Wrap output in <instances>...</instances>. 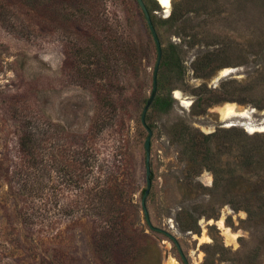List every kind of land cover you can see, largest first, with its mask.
I'll list each match as a JSON object with an SVG mask.
<instances>
[{"label": "rangeland", "instance_id": "obj_1", "mask_svg": "<svg viewBox=\"0 0 264 264\" xmlns=\"http://www.w3.org/2000/svg\"><path fill=\"white\" fill-rule=\"evenodd\" d=\"M171 1L186 5L191 24H205L193 30L201 40L181 41L183 78L168 72L172 95L177 90L182 97L167 111L150 105L146 113L150 220L175 237L188 264H247L243 253L254 242L243 209L244 175L215 191L206 168L187 178L170 129L182 120L209 133L223 126L217 112L237 120L250 107L253 124L264 118V0ZM144 2L157 21L171 12ZM205 2L216 10L195 17ZM155 28L162 48L180 42L174 28ZM215 47L225 57L200 77L193 62ZM156 56L136 0H0V264H183L173 240L147 228L140 204L147 136L140 116ZM230 79L254 86L245 102H199L214 99ZM222 102L233 109L222 113ZM219 152L226 169L234 165L235 150ZM105 189L115 202V226L129 236L125 243L138 244L132 255L108 250L101 257L94 250L108 222L88 208ZM188 213L199 232L181 227ZM259 229L262 239L264 225ZM261 252L257 262L264 264V247Z\"/></svg>", "mask_w": 264, "mask_h": 264}, {"label": "trees", "instance_id": "obj_2", "mask_svg": "<svg viewBox=\"0 0 264 264\" xmlns=\"http://www.w3.org/2000/svg\"><path fill=\"white\" fill-rule=\"evenodd\" d=\"M149 1L155 4L158 3L157 0ZM208 6L209 4L205 2L200 7L195 8L193 10L195 17H198L201 12L204 15H211V13L216 10V8L210 9ZM148 11L154 26L155 24L160 26L168 25L171 29L174 28L172 31L174 32L173 34L180 38V42L169 41L168 44L162 48V58L157 73V90L160 88L162 93L159 95L156 94L151 104L161 111H167L176 103V99L172 95L173 92L171 93L172 85H170L169 82L168 72H174L178 79H182L184 75L181 57L183 51L181 41L184 40V36L189 37V44L201 40L198 37L199 33L193 30L196 27H201L202 23L205 24V22L191 24L192 19L191 16L187 14L188 10L186 9V5L180 1L174 2L171 5L170 14L166 17L158 18V21L157 19L155 20V16L149 9ZM187 24L190 25L187 26ZM223 57H225V51H220L219 47L208 49L202 56L195 58L193 69L200 77L206 76L215 68L216 60ZM161 65H164L166 70L160 72ZM253 88L254 86L251 84H242L231 79L225 80L221 83L222 91L220 94H216L214 99H211V97H202L199 102L201 104L204 103L206 107L214 102L222 100L242 103L248 99L247 96H249L248 94ZM194 103L195 101L192 104ZM255 106L260 105L256 104ZM239 131L242 133V138L237 135ZM222 133L227 135L224 136ZM170 135L172 141L178 148L179 159L185 162L187 178L193 180L194 177L200 173L201 169L206 168L213 176V183L209 189L215 191L222 188L226 181L235 178L237 175H240L239 178L241 175H244V180L247 181V185L243 191V209L246 212V223L249 237L251 241L254 242V245L246 253H243V255L246 262H248L247 264H259L260 262L257 261L261 258V255H263L261 250L264 247V238L261 239L258 236V232L260 231L259 228L264 225V173L259 170V168L264 165V131L249 132L244 131L243 128L238 126H222L212 132L203 133L196 128H192L184 121L178 120L171 125ZM219 139H224L225 141L219 144L218 148L215 150L212 143ZM26 146H29L28 143ZM220 147L236 151V161H234V165L229 166L228 169L225 168L224 165H226V163H223L221 159V153L219 152ZM150 177L152 180V173ZM143 191L144 189L142 190L141 195L143 194ZM102 193H104V195H101V197L99 196L96 206L88 208L91 213L94 212L95 216L103 219L105 223L108 222V226L103 228L98 239L94 241V250L101 257H105L104 254L108 250H113L117 254H134L138 248L137 242H130L128 240L130 243H125V239H129V236L124 232L119 231L115 226L117 217H115V213H113L115 210L112 206L113 200L109 201L111 193L109 191L108 194L106 189L105 191H102ZM144 220L147 228L151 231H155L149 227L145 217ZM181 227L183 229L191 230L192 232H199L197 217L193 213H188V218L181 221ZM213 242V245H218V241L215 237H213ZM219 246L224 247L223 244H219ZM183 264H185L184 261Z\"/></svg>", "mask_w": 264, "mask_h": 264}, {"label": "water", "instance_id": "obj_3", "mask_svg": "<svg viewBox=\"0 0 264 264\" xmlns=\"http://www.w3.org/2000/svg\"><path fill=\"white\" fill-rule=\"evenodd\" d=\"M136 1L144 13L147 25L149 27L152 38H153L154 43H155L156 54H157L156 62H155V65L153 68V74H152V89H151L150 95H149V97L145 103V106L142 109L141 116H140L141 124L147 131V136H146L145 141H144L145 183H146V185H145L143 194L141 196L140 204H141V208L143 211V215H144L146 222L148 223L149 227H151L155 231L162 232V233L166 234L168 237H170L175 242L176 247L178 249V252L180 253L184 263L188 264V262L185 259L184 254L182 252V249H181L180 245L178 244V242L176 241L175 237L169 231H167L163 228H160V227H156L152 224V222L150 220L149 212L147 209V205H146V198L150 192L151 182H152L151 177H150L151 172H152L151 166H150V146H151L150 140H151V136H152V129L148 126L145 117H146L147 110L150 107V105L152 104L154 97L156 95V92H157V73H158L159 65H160L161 58H162V45H161L158 33H157L156 28L152 22L150 13L146 7L144 0H136ZM170 10H171V8L168 10V14H169ZM174 98L177 99L176 97H174ZM225 103H228V102H222L221 105H223ZM243 112H244L243 115H238L239 119H237V120H232L231 117H226V118L222 119V115L219 112L216 113V116L218 119H221V121L223 122V126L228 127V126H237L238 125V126L243 127L246 131L249 129H254V131H258V129H256V128H259V127L264 125V118L260 122H258L257 124H253L249 120L250 115L253 112L252 107L244 108ZM167 255H166V257H168Z\"/></svg>", "mask_w": 264, "mask_h": 264}, {"label": "bare ground", "instance_id": "obj_4", "mask_svg": "<svg viewBox=\"0 0 264 264\" xmlns=\"http://www.w3.org/2000/svg\"><path fill=\"white\" fill-rule=\"evenodd\" d=\"M158 2L160 3V5L163 8H165V10L167 12L171 8V5H172V1L171 0H158ZM166 8H169V9H166ZM174 93H175V96L176 97H182L177 90H175ZM233 107H234V104H232V103H225L223 105V108H221V112L222 113L228 112L229 110L233 109ZM258 131H264V129H258Z\"/></svg>", "mask_w": 264, "mask_h": 264}]
</instances>
